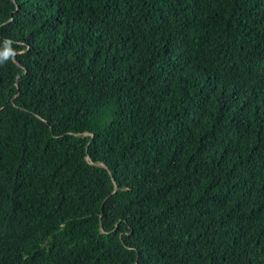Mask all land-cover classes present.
I'll return each instance as SVG.
<instances>
[{"label": "trees", "instance_id": "obj_1", "mask_svg": "<svg viewBox=\"0 0 264 264\" xmlns=\"http://www.w3.org/2000/svg\"><path fill=\"white\" fill-rule=\"evenodd\" d=\"M0 264H264V0H0Z\"/></svg>", "mask_w": 264, "mask_h": 264}, {"label": "clouds", "instance_id": "obj_2", "mask_svg": "<svg viewBox=\"0 0 264 264\" xmlns=\"http://www.w3.org/2000/svg\"><path fill=\"white\" fill-rule=\"evenodd\" d=\"M6 54H8V53H6Z\"/></svg>", "mask_w": 264, "mask_h": 264}]
</instances>
